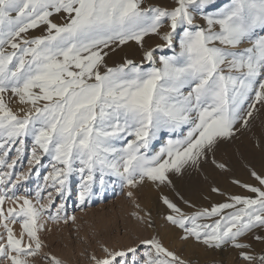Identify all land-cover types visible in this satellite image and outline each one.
Listing matches in <instances>:
<instances>
[{"label":"snow or ice","instance_id":"6c2138e0","mask_svg":"<svg viewBox=\"0 0 264 264\" xmlns=\"http://www.w3.org/2000/svg\"><path fill=\"white\" fill-rule=\"evenodd\" d=\"M142 3L0 0V168L10 170L0 173V264H33L41 255L40 221L57 197H65L73 172L81 177V203L90 198L97 172L101 187L106 174L129 188L146 180L170 185L169 172L181 174L185 165H197L220 141L235 135L238 123L247 127L259 111L257 105L264 108V0H229L224 6L215 0H175L171 8ZM61 12L67 14L64 23H54L50 18ZM197 15L206 26L196 23ZM165 24L168 30L161 34ZM41 25L46 34L28 38L29 30ZM149 34L160 36L162 48H173L178 37V52L161 55L157 63L154 51H145L147 68L130 59L107 65L112 45L141 44ZM9 92L19 104L29 105L20 109L23 115L8 106ZM182 125L189 126L186 135L169 139L149 154L151 142L162 132L174 133ZM29 136L36 146L29 164L41 163L38 150L53 162L35 201L16 194L18 182L28 174L13 181L17 159L8 162L14 145H19L18 157L23 154L24 138ZM120 140L124 143L117 147ZM250 175L256 183L241 187L253 196H232L230 202L191 215L163 197L172 213L165 219L183 229L182 239L195 238L207 248L220 249L229 242L235 248L249 247L238 238L264 227V174L253 170ZM48 188L55 196L49 191L42 203ZM6 201L13 206L5 209ZM64 207L61 203L55 215L48 212V219H59ZM207 220L212 222H200ZM17 223L18 235L11 227ZM140 243L148 247L145 264H188L155 237ZM135 251L104 247V256H93L92 261L117 264V258ZM44 256L47 264H61L55 256ZM241 257L250 264H264V255L242 252Z\"/></svg>","mask_w":264,"mask_h":264},{"label":"rangeland","instance_id":"374dc122","mask_svg":"<svg viewBox=\"0 0 264 264\" xmlns=\"http://www.w3.org/2000/svg\"><path fill=\"white\" fill-rule=\"evenodd\" d=\"M174 2L175 0H143L142 7L158 6L171 8L174 6ZM215 2L218 6H224L229 0H215ZM215 10L212 8L208 11ZM64 15L66 14L63 12L55 13L50 19L54 23L63 24L66 19V17L63 18ZM196 23L202 27L206 26L202 17L199 15H197ZM44 27L41 25L36 29H30L27 33L28 38L46 34ZM167 30V24H165L160 30L161 34ZM163 43L160 36L156 34L145 36L141 44H137L135 41H129L126 43L127 45H123L127 51L125 59H132L134 63L142 64L143 67L147 68L150 65L147 61L143 60L145 51L153 50L157 63L161 55L171 56L178 52V37L173 48L160 47ZM111 47L113 49L117 48L116 45H112ZM105 51L108 50L105 49ZM124 60L115 62L110 67L121 64ZM5 101L17 115H23L20 111L21 108L27 110L29 107V105L19 104L18 99L13 97L10 92L5 94ZM243 107L244 110H247L248 103H245ZM262 115L264 119V111ZM188 130V125H182L176 131L177 133H171L172 136L168 140L182 138L187 134ZM168 135L169 132H162L157 140L150 144L149 154L158 152L163 147L159 143V140ZM123 143L124 140L117 141L116 146L120 147ZM252 144L248 142L247 149L244 147L242 149L248 150L252 147L251 149L256 151L258 145L253 144L252 146ZM18 146L17 144L12 147L8 157L9 163H11L12 159H17L16 165L11 170L13 172L11 179L15 181L16 177L21 173L28 174V179L18 182L16 194L27 195L29 199L35 201L37 187L38 185L45 184L44 176L52 171L53 162L50 156L40 154L38 150V155H41V163L39 165L29 164V160L32 159V149L36 147L31 136L24 138V152L19 157L15 151V148ZM251 149L250 151H252ZM7 171L10 170L0 168V173ZM99 176L100 174L97 172L90 198H86L85 202L81 203L80 174L78 172L71 174L65 197L63 199L57 197L55 199V206L48 210V212L55 215L57 208L63 203L65 207L60 212V218L54 221L49 220L48 212H45L40 221L44 225V229L39 233L44 247L42 248L41 255L33 259V264H47L44 256L45 253L55 256L61 261V264H93V256L97 258L104 256V247L115 251H126L130 247H135V253H128L125 257L117 258V264H120V262H124V264H145L146 257L144 254L148 251V247L141 244L140 241L152 237L159 239L166 248L174 251L178 256L186 260L188 264H250L249 261L241 257L242 252L255 257L264 255V239H256L258 236L264 237V227L257 226L238 238L239 243L249 245L247 248H235L229 242L220 249H210L201 242L196 241L195 238H189L188 240L182 239L181 237L184 234L183 229L171 225L158 209L153 208L152 205L145 204L144 202L147 200H143L139 192L136 195L135 188H129L123 185L118 177L110 174L104 176L105 183L101 187ZM147 183L150 184V181H144L142 186ZM136 187V189L141 188L140 184ZM49 191L53 192L55 196L54 189L48 188L43 193L45 199H42V203L46 202ZM129 191L132 192L131 197L128 196ZM11 206L13 205L7 201L5 202V209ZM196 211L199 210L185 212V214L191 215ZM133 213H136V215H133ZM141 217H143V220L140 219ZM149 221L151 222V227L148 226ZM200 222L211 223L212 221ZM11 227L18 235L21 230L19 223L13 224ZM2 231L3 229L0 228V232Z\"/></svg>","mask_w":264,"mask_h":264},{"label":"bare ground","instance_id":"6f19581e","mask_svg":"<svg viewBox=\"0 0 264 264\" xmlns=\"http://www.w3.org/2000/svg\"><path fill=\"white\" fill-rule=\"evenodd\" d=\"M211 9L209 8L208 10ZM126 52V47H123V45L117 47L114 51H110L109 55L105 57L107 65L112 66L113 63L124 60ZM257 107L259 111L253 113L247 127H241L242 122L238 123L235 135L230 139L220 141L213 152H208L206 157L200 158L197 165H192L191 163L185 165L181 174L169 172L170 185L150 181V184L147 183L142 186L141 183L140 187H143H141L142 189L140 188L141 190L139 188L136 189L137 187L134 189V191L136 190V195L139 192L140 197L143 200H147L144 203L158 209L164 218L172 213L163 203V197H167L185 213L210 208L217 203L230 202V197L232 196H253L241 185L255 184L254 179L250 175L253 170L264 174V119L262 115L264 110L259 105ZM171 136L172 134L169 133L167 137L159 140V143L164 146ZM248 142L258 145V149L254 151L250 147L252 151L250 149L243 150L242 147L247 149ZM214 160L216 163L225 164V168L216 167V164L213 163ZM234 181L239 183H234ZM213 188L218 189V191L213 192ZM185 201L188 203L186 204ZM189 204L192 207H189Z\"/></svg>","mask_w":264,"mask_h":264},{"label":"trees","instance_id":"16d2710c","mask_svg":"<svg viewBox=\"0 0 264 264\" xmlns=\"http://www.w3.org/2000/svg\"><path fill=\"white\" fill-rule=\"evenodd\" d=\"M213 264H215V263H213Z\"/></svg>","mask_w":264,"mask_h":264}]
</instances>
